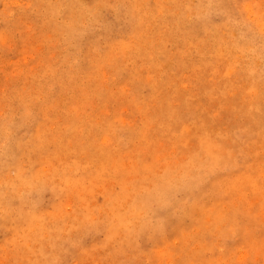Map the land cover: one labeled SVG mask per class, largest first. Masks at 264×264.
Listing matches in <instances>:
<instances>
[{"label":"rangeland","instance_id":"obj_1","mask_svg":"<svg viewBox=\"0 0 264 264\" xmlns=\"http://www.w3.org/2000/svg\"><path fill=\"white\" fill-rule=\"evenodd\" d=\"M0 264H264V0H0Z\"/></svg>","mask_w":264,"mask_h":264}]
</instances>
